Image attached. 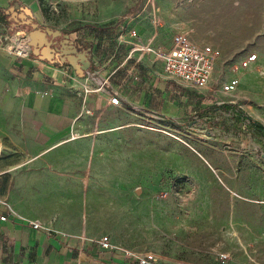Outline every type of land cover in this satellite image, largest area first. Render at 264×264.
I'll list each match as a JSON object with an SVG mask.
<instances>
[{"label": "rangeland", "instance_id": "1", "mask_svg": "<svg viewBox=\"0 0 264 264\" xmlns=\"http://www.w3.org/2000/svg\"><path fill=\"white\" fill-rule=\"evenodd\" d=\"M76 2L81 6L70 11ZM44 8L42 25L68 34L73 15L86 21L130 13L158 30L164 50L176 32L219 47L205 94L239 110L207 117L193 110L170 121L112 107L89 118L77 139L51 152L35 147L34 155L1 139L0 159L12 172L42 183L30 192L56 196L59 205L46 207L51 218L43 227L83 235L84 252L109 235L108 256L117 264H137L146 252L156 253L159 264H221L222 251L231 254L227 264H264V131L246 117L264 126V0H71L45 1ZM248 53L258 60L243 69ZM232 74L241 81L234 94L210 90ZM67 264L98 263L82 253Z\"/></svg>", "mask_w": 264, "mask_h": 264}, {"label": "crops", "instance_id": "2", "mask_svg": "<svg viewBox=\"0 0 264 264\" xmlns=\"http://www.w3.org/2000/svg\"><path fill=\"white\" fill-rule=\"evenodd\" d=\"M45 1L55 2L57 6L71 0H0V9L29 7L42 25ZM80 6L77 2L71 4L70 11L77 12ZM72 17L68 24L70 38L91 49V71L98 74L94 80L78 78L68 63H50L34 54L30 58H17L3 50L1 45L8 32L28 31L12 28L2 20L0 12V149L1 139H8L15 151L34 155L35 147L42 145L37 152L44 148L54 151L64 142L80 137L89 118L99 119L112 107L125 106L148 118L173 121L193 110L201 116L204 108L216 104L209 100L204 88H193L167 76L162 60L154 54L132 51L129 37L132 28L137 29L144 44L164 48L158 44V30L154 32L141 26L132 14H124L122 18H131L125 20L91 18L85 21ZM173 35L167 49L172 46ZM105 80L108 82L101 90L84 92L85 85L94 88ZM115 92L121 101L118 106L110 103L111 93ZM11 166L0 159V264H67L80 258L82 253L98 264H117L100 245L84 252L83 235H62L43 227L51 218L46 207L59 205L56 196L47 200L35 196L34 190L30 191L42 183L20 180L27 173L12 172ZM50 185L53 192V184ZM1 216H6V220ZM30 221L39 222L42 227L34 228Z\"/></svg>", "mask_w": 264, "mask_h": 264}, {"label": "built area", "instance_id": "3", "mask_svg": "<svg viewBox=\"0 0 264 264\" xmlns=\"http://www.w3.org/2000/svg\"><path fill=\"white\" fill-rule=\"evenodd\" d=\"M131 18H120V20ZM129 37L133 43L132 51H140L143 53H151L162 60L165 74L171 78H175L185 82L193 88H205L211 84L214 77L217 63L222 57L220 48L210 44L200 45L194 42L188 32H176L173 35V43L171 48L164 50L151 44H144L137 29L132 28L129 31ZM1 48L17 58H30L33 55L32 46L30 45V36L25 33L8 32L4 38ZM258 60L256 53H248L241 61V68L251 67ZM237 72V71H236ZM97 72L88 70L84 77L87 80L97 78ZM108 80L102 81L97 87L90 88L85 85L84 92L98 91L104 88ZM241 84L240 78L234 74L226 79H218L213 88V93L234 94ZM110 103L114 106L121 104L117 92L111 93ZM2 220H6V216H1ZM34 228H41L42 225L36 221H30ZM102 249L113 250V244L109 235H103L99 241ZM129 253V252H128ZM217 259L221 264H227L231 260L230 252L222 251L217 253ZM137 264H159L156 253L146 252L137 258Z\"/></svg>", "mask_w": 264, "mask_h": 264}, {"label": "water", "instance_id": "4", "mask_svg": "<svg viewBox=\"0 0 264 264\" xmlns=\"http://www.w3.org/2000/svg\"><path fill=\"white\" fill-rule=\"evenodd\" d=\"M6 14L10 15V18L14 20V23L17 26L26 25L32 27L31 29L28 28L27 31L30 36V45L32 46V51L35 56L50 63H55L51 54L49 53L51 52V41L48 39V35H51L53 38L64 36V39L62 40V51L63 53L70 55L68 56L66 62L61 64L68 63L80 77H84L85 72L91 70V49L78 52L77 48L74 47L76 42L71 40L70 34L66 33L63 35V31L61 30L40 25L39 22L34 21V15L29 7L24 6L15 8L14 6H11L6 10ZM65 44H69V46L74 47V49L66 51L64 47L67 45Z\"/></svg>", "mask_w": 264, "mask_h": 264}, {"label": "trees", "instance_id": "5", "mask_svg": "<svg viewBox=\"0 0 264 264\" xmlns=\"http://www.w3.org/2000/svg\"><path fill=\"white\" fill-rule=\"evenodd\" d=\"M0 12H1V14L3 15L2 20H3L4 22H6L7 24H9L12 28L18 27V26L14 23V20L11 19L10 16L6 14V9H5V10H4V9H0ZM90 55H91V51H90ZM218 109L223 110V111H230V110H232V109L239 110V109H238V106H237L236 104L225 102V103L213 104V105H211V106H208V107L204 108V109L202 110L201 116H203V117H204V116H209L210 113H212V112H214V111H216V110H218ZM241 111H242V113L245 114V112H244L243 110H241ZM246 117H247V119H249L250 124H251L253 127H255L256 129H259V130L264 131V126H263L261 123H259V122L255 121V120H253V119L250 118L249 116H246ZM236 120L239 121L240 118H236ZM170 121H172V120H170ZM263 133H264V132H263ZM263 135H264V134H263Z\"/></svg>", "mask_w": 264, "mask_h": 264}, {"label": "flooded vegetation", "instance_id": "6", "mask_svg": "<svg viewBox=\"0 0 264 264\" xmlns=\"http://www.w3.org/2000/svg\"><path fill=\"white\" fill-rule=\"evenodd\" d=\"M28 18H30V17H28ZM34 21H36V20H34ZM25 27L29 28V29L32 28V27L26 26V25H25ZM65 34H66V32H63V35H65ZM48 39L51 41V46H50L51 52H49V53L51 54L55 63L61 64V63L66 62V60L70 54L63 53V51H62L63 50L62 49V46H63L62 40L64 39V36H59V37L53 38L51 35H48ZM65 45H67L64 47V49H66V51L73 50L74 47L77 48L78 52H82V51L87 49L86 47H84L82 44H80L78 42H76V44H74V47L69 46V44H65Z\"/></svg>", "mask_w": 264, "mask_h": 264}]
</instances>
